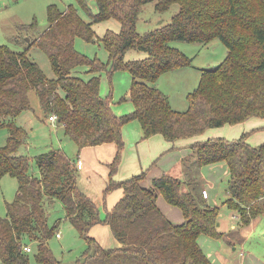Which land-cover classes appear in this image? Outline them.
I'll list each match as a JSON object with an SVG mask.
<instances>
[{
    "label": "trees",
    "instance_id": "trees-1",
    "mask_svg": "<svg viewBox=\"0 0 264 264\" xmlns=\"http://www.w3.org/2000/svg\"><path fill=\"white\" fill-rule=\"evenodd\" d=\"M78 1L88 12V21L71 4L60 9L51 3L46 29L27 43L37 44L46 53L52 76L29 57L27 47L15 51L0 44V127L9 131L0 145V178L8 174L17 180L15 198L6 202V214L0 215V264H30L31 250L42 264H62L49 247V239L59 233V221L48 223V208L56 200L64 207L65 219L88 243L75 264H213L197 238L201 233L220 238L226 232L218 229L219 205L209 204L203 196L195 167L226 162L229 178L223 204L237 213L241 224L248 223L264 211V141L250 144L248 132L237 138L195 140L183 159L185 179L163 173L144 186V171L114 178L124 148L122 126L136 119L143 136L159 133L173 143L209 127L264 117V0H153L158 11L173 3L179 9L169 22L145 33L137 30L136 23L142 5L150 0H95L94 12L87 0ZM109 18L119 22V29L108 28L98 36L94 23ZM30 26L18 24V33H27ZM76 37L102 44L107 58L77 49ZM216 37L226 46L225 57L216 66L201 69L197 85L186 95V108L172 107L156 81L166 71L190 65L192 57L171 42H209ZM130 48L146 55L125 59ZM118 69L132 75L127 98L133 107L122 114L111 107V87L106 94L100 93L102 72L110 79ZM31 89L45 113L57 116L78 150L115 143L103 193L121 187L123 194L104 217L95 200L77 187L75 159L62 148L37 153L38 175L30 173L31 159L19 151L26 133L14 118L30 108ZM159 194L179 207L182 222H172L161 211L156 203ZM97 223L109 225L116 245L103 246L90 235ZM228 235L234 238L237 233ZM28 244L29 251L24 249Z\"/></svg>",
    "mask_w": 264,
    "mask_h": 264
},
{
    "label": "rangeland",
    "instance_id": "rangeland-1",
    "mask_svg": "<svg viewBox=\"0 0 264 264\" xmlns=\"http://www.w3.org/2000/svg\"><path fill=\"white\" fill-rule=\"evenodd\" d=\"M51 3L56 4L60 9L71 4L78 9L83 19L87 21L90 19L88 12L78 0H0V44H6L15 51H24L27 47L28 51L26 50V52L29 57L36 61L49 77L53 75V71L46 53L37 44L29 46L27 43H30L46 29L48 25L47 6ZM87 5L91 12L97 9L95 0H87ZM178 9L179 4L173 3L167 10L158 11L155 9L153 0L145 2L138 15L137 30L140 33H145L169 22ZM15 21L17 24L31 23L32 26L25 30L27 33L21 32V34L18 33L17 28L14 30ZM119 27V22L113 18L94 23V29L98 36H102L108 28L117 31ZM20 34V39L16 40L17 35ZM74 43L76 48L84 53L97 54L101 59L107 58V51L101 43V45L94 44L80 37H76ZM171 44L178 47L187 56L192 57V62L190 65L162 73L158 78V85L168 96H171L176 108H183L187 103L188 91H191L199 81L200 69L216 66L225 57L227 49L218 37L209 42L174 40ZM145 55L146 52L142 50L130 48L125 52L124 58H141ZM131 79L132 75L126 69L114 71L110 79L105 72H102L100 93L106 94L111 87L112 106L118 108L119 105H122L120 107L122 109L118 111H122L125 107L127 112L132 109V103L128 98L124 101L120 100L122 96H126V94L128 96ZM29 98L30 108L15 116L14 122L22 126L26 133V141L20 146L19 151L30 157V173L38 175V168L34 160L37 153L46 151L51 147H60L66 154L73 155L78 147L66 135L60 123L49 119L34 89L29 91ZM135 121L141 127L138 120L135 119ZM244 127V123L239 125L225 123L220 126L209 127L201 134L203 136L216 134L236 138L243 133ZM126 130L125 133H127ZM262 130L264 129H258L254 132L248 131V140L252 143L264 140V131ZM128 133L130 136L136 134L135 130L132 131L130 128H128ZM8 135L7 127H0V145L5 142ZM213 163L215 162L206 163L202 167V174L206 180L205 187L210 192L207 202L212 205H219L218 229L226 232V235L216 238L201 233L197 239L202 250L213 260V264H264V211L254 216L248 223L241 224L237 213L223 204L227 197L226 187L229 174H225L220 180H214L219 176L213 178L214 171L211 169ZM198 180L200 186L203 179L198 176ZM16 192L17 180L8 174L3 175L0 178V215L6 214V202L12 201ZM56 221H59L56 230L60 235L53 234L49 239V247L62 264H75L76 258L87 248L88 243L76 228L65 219L64 207L60 200H56L48 208L49 225L52 226ZM232 231L237 233L234 238L228 235L233 233ZM105 234L106 232H102L99 235V239L103 241L101 245L107 239ZM106 245L109 246L110 244ZM29 252L30 264H42L36 260L34 250Z\"/></svg>",
    "mask_w": 264,
    "mask_h": 264
},
{
    "label": "crops",
    "instance_id": "crops-1",
    "mask_svg": "<svg viewBox=\"0 0 264 264\" xmlns=\"http://www.w3.org/2000/svg\"><path fill=\"white\" fill-rule=\"evenodd\" d=\"M17 26L18 24L15 21L14 30L15 28H17ZM200 73H201V69H200ZM156 85L159 87L158 80L156 81ZM127 97L128 96L126 94L124 98ZM120 100L124 101L127 99H123L122 96ZM169 100L172 107L176 108V106L173 105L171 96H169ZM119 106L122 107V105ZM111 107L113 111L117 114H122L124 112L125 113L127 112L126 107L122 111H118L122 109L120 107L118 108H116L115 106H111ZM186 107H187V103L185 107L183 108L177 107L176 109H184ZM241 123L245 124L244 127L245 129L243 130V132H248L250 130L254 132V131H258V129H264L263 117L253 116L243 122H238L236 124H231V125H239ZM60 125L63 128V124L60 123ZM128 128L132 129V131L135 130L136 134L134 133L133 136L128 135L129 134ZM125 130L127 133H125ZM122 137L124 140V148L122 150L121 159L118 164L117 170L115 172L114 178L126 179L132 175L144 171L145 177L142 179L141 183L144 186H148L151 183V179L153 177L159 176L163 173H169L178 176L182 179H185L187 177V174L185 171V167L183 165V159L191 153L189 144L199 139H205L208 137H223V136L216 134L214 136H207V135L203 136L201 134L189 138L179 139L172 143L167 141L159 133L146 137L143 136V130L138 124H136V121L134 119L123 124ZM247 141L250 144L255 145L263 142L264 140L258 143H254V142L252 143L248 140L247 137ZM115 152H116V145L114 142H103L96 145L85 146L80 150L77 149L73 155L67 154L69 157L74 158L75 162L78 158L82 161L81 167L78 168V175L76 179L77 187L81 191L90 195L93 200H95V202L99 207L101 217L105 216L108 209L123 194V190L121 187H117L109 191L106 195H104L103 193V190L107 184L109 177L110 163L114 158ZM211 165H210L211 169L214 171L213 178L219 176L214 180L216 181L220 180L223 178L225 174L228 175V167L225 161H218ZM202 167L203 165L196 166L195 173L197 174V177L201 176V178L203 179V182L200 183V189L207 190L208 195L205 197V199L208 201L210 197V192L205 187L206 180L202 174ZM211 187H212V183H211ZM184 189L186 190L187 187L184 186ZM156 203L158 207L161 209V211L172 222L180 223L184 220V216L182 214V211L179 209V207L168 203L162 194H159L157 196ZM102 232H106L105 235H107V239L106 241H104L103 246H107L106 244H110L109 246H114L117 244V240L113 236L108 224L97 223L93 225L89 230L90 235L94 237L100 244L101 242H103L99 239V235Z\"/></svg>",
    "mask_w": 264,
    "mask_h": 264
},
{
    "label": "built area",
    "instance_id": "built-area-1",
    "mask_svg": "<svg viewBox=\"0 0 264 264\" xmlns=\"http://www.w3.org/2000/svg\"><path fill=\"white\" fill-rule=\"evenodd\" d=\"M56 118H57V116L55 114H50L49 115V119L52 120V121L56 120ZM76 165H77L78 168H80L81 165H82V161L79 158L76 161ZM202 194H203L204 197H206L208 195L207 190L206 189H202ZM59 235H60V233H57V236H59ZM24 249L29 251L31 249V247H30V245H25Z\"/></svg>",
    "mask_w": 264,
    "mask_h": 264
},
{
    "label": "water",
    "instance_id": "water-1",
    "mask_svg": "<svg viewBox=\"0 0 264 264\" xmlns=\"http://www.w3.org/2000/svg\"><path fill=\"white\" fill-rule=\"evenodd\" d=\"M217 224H219V222Z\"/></svg>",
    "mask_w": 264,
    "mask_h": 264
}]
</instances>
